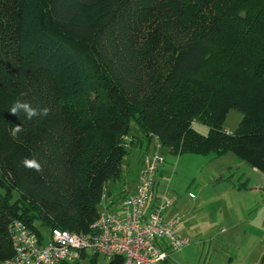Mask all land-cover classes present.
<instances>
[{
  "label": "trees",
  "instance_id": "trees-1",
  "mask_svg": "<svg viewBox=\"0 0 264 264\" xmlns=\"http://www.w3.org/2000/svg\"><path fill=\"white\" fill-rule=\"evenodd\" d=\"M152 137L163 156L229 153L264 175V0H0V261L13 222L40 241L88 233ZM99 259L123 264H61Z\"/></svg>",
  "mask_w": 264,
  "mask_h": 264
},
{
  "label": "rangeland",
  "instance_id": "rangeland-1",
  "mask_svg": "<svg viewBox=\"0 0 264 264\" xmlns=\"http://www.w3.org/2000/svg\"><path fill=\"white\" fill-rule=\"evenodd\" d=\"M241 119L240 112L229 111L224 120L225 130L234 132ZM195 130L201 134L207 132L202 125H196ZM146 147L145 141L142 147L135 146L124 161L122 179L118 183L120 190L133 186ZM153 147L151 144V150ZM164 159L146 210L155 198L165 199L170 205L167 212H175L180 218L177 232L187 238L190 245L173 254L174 264L252 262L264 246V213L258 208L260 197L251 191L257 183L264 187L260 173L229 153L221 156L165 153ZM111 188L107 186L108 190ZM115 192L111 191L109 200L112 202L116 201L118 193L122 194L115 195ZM110 211L114 212L113 208ZM39 230L46 242L50 231ZM89 253L95 254L94 251Z\"/></svg>",
  "mask_w": 264,
  "mask_h": 264
},
{
  "label": "built area",
  "instance_id": "built-area-1",
  "mask_svg": "<svg viewBox=\"0 0 264 264\" xmlns=\"http://www.w3.org/2000/svg\"><path fill=\"white\" fill-rule=\"evenodd\" d=\"M122 140L129 142L128 137ZM152 140L154 148L143 158L134 192L115 203L119 213L109 210L113 203L103 194L88 233L54 229L46 242L22 223L13 222L9 227L13 255L0 264H61L78 260L83 251H94L107 260L121 257L123 264H163L188 247L190 241L176 230L180 218H164L170 206L165 199L146 212L155 177L165 162L157 138Z\"/></svg>",
  "mask_w": 264,
  "mask_h": 264
},
{
  "label": "crops",
  "instance_id": "crops-1",
  "mask_svg": "<svg viewBox=\"0 0 264 264\" xmlns=\"http://www.w3.org/2000/svg\"><path fill=\"white\" fill-rule=\"evenodd\" d=\"M146 142V141H145ZM146 144H147V147H146V151L144 152V154L141 156V159H140V164H139V170H140V168H141V166H142V161H143V158H144V156L146 155V154H148V153H150V151H152L151 150V148H150V145L151 144H153L154 145V142H153V140H151V141H149V142H146ZM139 147H142L143 146V142L142 143H139V145H138ZM154 148V147H153ZM162 168V167H161ZM160 168V170L158 171V173L157 174H159L160 173V171L162 170ZM253 169V171L255 172V173H260V172H258L256 169H254V168H252ZM139 170H138V172H137V174H136V178H135V182H134V184H133V186H131L130 188H123L122 190H120V186H119V184L117 183L116 185H114V189H113V191H116L115 192V194H117L118 192H121L122 194H120L121 196H119V198L120 199H122L123 197H126L127 195H130V194H132L133 192H134V189H135V186H136V184H137V177H138V173H139ZM260 175H261V177H263L264 178V175L263 174H261L260 173ZM260 184L261 183H257V184H255V186H254V188L253 189H251V191H252V194H254V195H256L257 197H260V203L259 204H261V206L260 207H258L260 210H262V212L261 213H264V187H262V185L260 186ZM245 188H247V187H245ZM263 188V189H262ZM125 192H124V191ZM119 199V200H120ZM258 199V198H257ZM159 201V199L158 198H155V201H154V203L151 205V207L154 205V204H156L157 202ZM116 203V202H115ZM113 204V207H111V208H113V211L114 212H116V213H119V208H117V205L116 204ZM150 207V208H151ZM150 208L149 209H147L146 210V212L148 213L149 211H150ZM168 210V209H167ZM167 210H166V212L164 213V218L166 219V220H169V219H171L172 217H174V216H176L177 214H175V212H167ZM181 222V221H180ZM179 225H180V223H179ZM179 225L177 226V228H176V230L178 229V227H179ZM264 229V228H263ZM169 259L171 260V262L174 264V255L173 254H171L170 255V257H169ZM264 264V246L263 247H261V249L256 253V257H255V259L254 260H252V262H249L248 264Z\"/></svg>",
  "mask_w": 264,
  "mask_h": 264
},
{
  "label": "clouds",
  "instance_id": "clouds-1",
  "mask_svg": "<svg viewBox=\"0 0 264 264\" xmlns=\"http://www.w3.org/2000/svg\"><path fill=\"white\" fill-rule=\"evenodd\" d=\"M23 109L27 115L28 118H31L35 115H37V111L30 107V105L23 103V104H17L15 107L11 109L12 113H16L18 110ZM41 114H47V109L42 110ZM21 128L17 127L15 128V132H19ZM27 167L39 169L40 165L35 160H29L24 162Z\"/></svg>",
  "mask_w": 264,
  "mask_h": 264
}]
</instances>
